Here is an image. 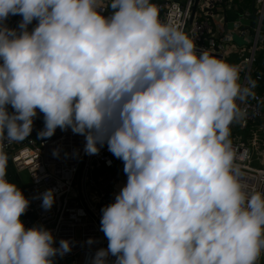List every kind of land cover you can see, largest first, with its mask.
<instances>
[{
  "label": "clouds",
  "instance_id": "obj_1",
  "mask_svg": "<svg viewBox=\"0 0 264 264\" xmlns=\"http://www.w3.org/2000/svg\"><path fill=\"white\" fill-rule=\"evenodd\" d=\"M250 91L151 0H0V264H55L72 250L25 227L30 200L8 178L4 145L30 136L37 110L39 137L71 129L86 154L106 144L123 161L91 264H260L264 191L238 178L229 127ZM41 197L51 209L54 190Z\"/></svg>",
  "mask_w": 264,
  "mask_h": 264
},
{
  "label": "built area",
  "instance_id": "obj_2",
  "mask_svg": "<svg viewBox=\"0 0 264 264\" xmlns=\"http://www.w3.org/2000/svg\"><path fill=\"white\" fill-rule=\"evenodd\" d=\"M151 2L158 8L160 20L178 27L194 41L197 51H206L227 63L230 58L237 61L231 64L240 69V83L251 91L239 102L229 126L234 164L247 189L264 191V93L252 90L254 75L264 83V0ZM230 12L237 15L231 21L232 30L228 29L226 19ZM21 20V15H9L3 23L18 28ZM241 21L247 23L242 25ZM36 24L33 20L29 30ZM235 33L248 43L237 47L233 42ZM43 127V113L37 110L30 136L22 142L4 145L8 166L28 179L24 195L30 205L22 219L26 228L43 225L50 229L56 246L61 239L72 241V250L57 255L55 264H91L95 252L107 247V238L100 230L101 209L114 202L127 182L123 161L108 151L106 144L98 154H86L84 136L71 129L57 128L50 138H41L38 133ZM54 150L58 155L53 154ZM48 189L54 190L55 202L45 210L41 194ZM89 238L93 239L92 244L87 243ZM114 260L109 256L110 262ZM260 264H264V257Z\"/></svg>",
  "mask_w": 264,
  "mask_h": 264
},
{
  "label": "trees",
  "instance_id": "obj_3",
  "mask_svg": "<svg viewBox=\"0 0 264 264\" xmlns=\"http://www.w3.org/2000/svg\"><path fill=\"white\" fill-rule=\"evenodd\" d=\"M261 60H263V56H261L260 57V61ZM260 61H258V63H257V65L256 66H259V63H260ZM256 79H255V75H254V77H253V81H254V84H256L255 82L257 81H255ZM261 84H263L261 81H259ZM260 91V90H259ZM8 178L12 181V182H14V183H16L18 186H20V188H21V190H22V192L24 193V190H25V188H26V186H27V184H28V179H27V177H26V175L25 174H18V173H16L10 166H8ZM24 215L25 214H23V216L22 217H24Z\"/></svg>",
  "mask_w": 264,
  "mask_h": 264
},
{
  "label": "crops",
  "instance_id": "obj_4",
  "mask_svg": "<svg viewBox=\"0 0 264 264\" xmlns=\"http://www.w3.org/2000/svg\"><path fill=\"white\" fill-rule=\"evenodd\" d=\"M243 5H245V7H246V5L247 4H243ZM239 11V10H238ZM240 12V11H239ZM236 13L235 12H233V13H228L227 14V21L228 22H231V21H233L234 20V18H236ZM234 35H236L237 36V33H235ZM234 35H233V42H234V44L237 46V47H241V46H239V45H237L236 43H235V41H234ZM237 38H239L238 36H237ZM239 39H241V38H239ZM244 39V38H243ZM247 40V39H246ZM228 62L230 63V61L228 60ZM256 84H254V81H253V86H252V90L253 91H255V92H258V93H264V83L263 84H261L259 81H256L255 82ZM260 90V91H259Z\"/></svg>",
  "mask_w": 264,
  "mask_h": 264
},
{
  "label": "rangeland",
  "instance_id": "obj_5",
  "mask_svg": "<svg viewBox=\"0 0 264 264\" xmlns=\"http://www.w3.org/2000/svg\"><path fill=\"white\" fill-rule=\"evenodd\" d=\"M246 23H247V22H245V21H241V24H242V25H244V24H246ZM232 28H233V27H232V23L229 22V24H228V29H229V30H232ZM234 41H235V43H236L237 45H239V46L248 43L246 39H243V38L239 39V38H237L236 35H234ZM229 61H230V64H231V63H234V62H237V61H236L235 59H233V58H230Z\"/></svg>",
  "mask_w": 264,
  "mask_h": 264
},
{
  "label": "water",
  "instance_id": "obj_6",
  "mask_svg": "<svg viewBox=\"0 0 264 264\" xmlns=\"http://www.w3.org/2000/svg\"><path fill=\"white\" fill-rule=\"evenodd\" d=\"M195 6H196V4H194V6H193V8H192V15H193V13H194Z\"/></svg>",
  "mask_w": 264,
  "mask_h": 264
}]
</instances>
